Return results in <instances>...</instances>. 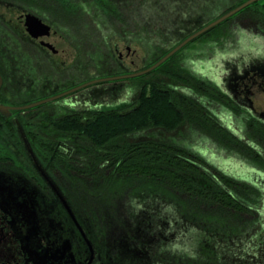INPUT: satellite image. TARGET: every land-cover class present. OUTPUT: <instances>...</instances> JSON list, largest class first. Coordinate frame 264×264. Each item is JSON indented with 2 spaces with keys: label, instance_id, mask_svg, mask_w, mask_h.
<instances>
[{
  "label": "rangeland",
  "instance_id": "rangeland-1",
  "mask_svg": "<svg viewBox=\"0 0 264 264\" xmlns=\"http://www.w3.org/2000/svg\"><path fill=\"white\" fill-rule=\"evenodd\" d=\"M102 1L113 4L119 18L112 17L111 22L106 19ZM246 1L0 0V19L21 26L22 19L28 18L29 8L35 4L52 15L61 12L59 7L66 3L75 5L80 13L73 19L80 31H62L60 36L65 44L57 42L55 49L63 55L62 61L66 66L72 65L74 57L77 59L76 52L81 53L79 57L83 63H75L74 66L82 71L83 78H96L116 75L126 69L134 74L142 68H150L165 52H170ZM258 6L259 3L245 8L188 43L174 55L168 70L155 69L133 80L99 84L68 99L69 102L80 100L78 106L68 107L69 102L65 104L63 101L33 109L35 118L31 122V130L35 132L36 156L52 180H61L59 185L78 198L89 220L86 225L91 227L90 230L92 224L97 225L96 240L101 255L107 253L111 259L117 257V264H125L127 259V264L134 261L137 264H264V198L255 212L241 216L248 223L243 234L231 236L226 226L201 222L184 213L181 206L189 213L195 210L194 213L199 212L203 216L215 209L180 185L173 186L169 180L164 181L165 185L172 187L173 201L152 191L133 194L131 189L111 200H104L100 191L106 183L101 177L108 174L105 167L97 166V171L92 172L90 168L85 169L84 160L79 156L67 162H53L45 149L49 144L56 148V143H60L58 148L61 147L63 134L54 130L51 123L71 115L68 109L85 119L88 115L84 112L90 109L125 113L135 105L140 89L146 83L174 90L192 99L204 113L209 110L223 116L228 130L237 138L245 134L256 136L259 131H264V20L258 14ZM42 22L46 28L51 27L46 21ZM58 32L52 27L54 35ZM116 49L121 54L126 52L123 63L118 62ZM21 50V54H26L36 82L49 79L50 72L38 68L36 58L30 55V47L22 46ZM176 74L181 78L175 77ZM194 80L204 84L200 91L204 95L199 96V91H195L200 84ZM54 91L52 86L44 90L35 89L19 98L17 104L37 103ZM208 131L211 132L210 128ZM117 144L154 145V152L159 154L166 152L165 146L183 149L189 154L205 153L204 158L217 170L211 172L215 179L218 180V173H223L258 184L264 191V169L250 167L243 161L239 162V158L236 160V157L218 151L187 120L171 131L149 128L124 136ZM191 154L188 160L198 163ZM208 170L204 166V171ZM185 172L195 173L190 168ZM97 203L98 208L95 207ZM199 244L201 248L197 252Z\"/></svg>",
  "mask_w": 264,
  "mask_h": 264
},
{
  "label": "trees",
  "instance_id": "trees-1",
  "mask_svg": "<svg viewBox=\"0 0 264 264\" xmlns=\"http://www.w3.org/2000/svg\"><path fill=\"white\" fill-rule=\"evenodd\" d=\"M102 3L106 19L111 22L112 17L119 16L113 4L111 5L109 1L107 3L102 1ZM258 3L260 7L258 14L264 20V0ZM258 3L254 5L257 6ZM73 10L75 12H72ZM59 11L61 12H55L52 15L43 7L39 8L35 4L33 8H29L28 12L41 21H46L48 25L60 32L78 33L80 27L73 18H76L80 12L75 5L66 3L59 7ZM168 52L161 55L153 64ZM173 58L174 56L168 59L156 71L164 68L168 70L167 66ZM175 77L181 78L177 74ZM194 81L200 84L195 91H199V96L204 95L200 92L204 84L197 80ZM199 108L197 102L174 90L146 83L141 87L135 105L125 113L91 111L86 114L88 115L86 119L81 114H73L53 121L51 127L63 134L64 141L60 148H58L60 143H56V148H52L49 144L45 149L52 156L53 162H67L71 161L74 156H79L84 160L85 169L90 168L92 172L97 171V166L105 167L108 174L101 177L102 180H106V183H103L100 191L104 195V200H111L110 198L117 197L131 189L133 194L152 191L173 201L172 187L164 184L166 180H169L173 186L180 185L185 191L191 192L203 202H208L215 209L203 216L199 212L194 213L195 210L189 213L180 205L184 213L201 222L226 226L231 236H240L243 234L244 226L248 225L241 216L255 212L264 198V191L258 184L248 183L243 179L223 173L216 174L219 178L215 179V175L211 172L217 170L212 167L208 159L204 158L205 153H190L193 159L200 163L195 164L192 160H188L190 154L183 149L165 146L166 152L159 154L158 151L154 152V145L117 144V141L124 136L149 128H163L171 131L183 125L184 120H187L190 126L193 129L196 128L202 137L209 140L218 151L226 152L229 156L236 157L234 158L236 160L239 158V162L243 161L250 167L264 169L263 130L259 131L256 136L245 134L244 137L237 138L230 133L228 123L224 121L223 116L209 110L204 113ZM227 117L230 118V114ZM204 166L209 169V172L204 171ZM188 168L195 173L187 174L185 171ZM95 207L98 208V203ZM100 222L103 223L102 218ZM200 248L199 244L197 252ZM212 259L215 260L213 257Z\"/></svg>",
  "mask_w": 264,
  "mask_h": 264
},
{
  "label": "flooded vegetation",
  "instance_id": "flooded-vegetation-1",
  "mask_svg": "<svg viewBox=\"0 0 264 264\" xmlns=\"http://www.w3.org/2000/svg\"><path fill=\"white\" fill-rule=\"evenodd\" d=\"M28 16L42 25L49 47L32 39L22 24L5 23L0 19V106L6 108L0 113V264H117V257L111 259L107 253L101 255L96 240L98 227L92 224L91 231L86 225L89 220L78 198L59 185L61 180H52L36 156L31 122L35 118L33 109L63 101L68 104L69 98L99 84L69 93L72 90L99 78L133 73L126 69L116 75L83 78L82 71L74 66L83 63L79 57L81 53L75 51L77 59L74 57L72 65L66 66L63 55L55 49L57 42H65L60 36L62 33L54 35L52 27L46 28L45 23L31 13ZM22 46L30 47V55L36 58L38 68L50 72L49 79L36 82L26 54H21ZM125 53L116 49L118 62L123 60ZM50 86L55 91L38 102L64 96L34 108H26L33 105L26 102L17 104L19 98L35 89L44 90ZM79 101L72 100L67 106H78ZM68 110L71 115L76 114ZM91 111L94 110L84 113Z\"/></svg>",
  "mask_w": 264,
  "mask_h": 264
},
{
  "label": "water",
  "instance_id": "water-1",
  "mask_svg": "<svg viewBox=\"0 0 264 264\" xmlns=\"http://www.w3.org/2000/svg\"><path fill=\"white\" fill-rule=\"evenodd\" d=\"M260 0H247L245 3L241 4L240 6L236 7L235 9L231 10L229 13L225 14L224 16H222L221 18H219L218 20L212 22L211 24H209L208 26H206L205 28L201 29L200 31H198L197 33H195L194 35L190 36L189 38H187L184 42H182L181 44H179L178 46H176L173 50H171L167 55H165L163 58H161L158 62H156L153 66H151L148 69L142 70L140 72L134 73V74H130V75H125V76H119V77H112V78H108V79H99V80H95L93 82H90L88 84H85L75 90H72L69 93L78 91L82 88H86L88 86L91 85H97V84H101V83H109V82H113V81H121V80H126V79H135V78H139L141 76H144L152 71H154L155 69H157L158 67H160L163 63H165L168 59H170L172 56H174L177 52H179L184 46H186L188 43H190L191 41H193L194 39H196L197 37L203 35L205 32L211 30L213 27L219 25L220 23L224 22L225 20L231 18L232 16H234L235 14L239 13L240 11L244 10L245 8L251 6L252 4L258 3ZM22 27L24 29V31L34 40L38 41L39 44L45 46V47H49V43L47 44L45 39H46V33L43 32L42 29V25L40 23H38L36 20H34L33 18H31L30 16H28V18H23L21 21ZM59 96L57 98L63 97ZM57 98H52L49 100H44L38 103H35L31 106H28L26 108H34L40 105H43L49 101H53ZM25 108H19V110H24ZM6 111L5 107L0 106V113H3ZM33 161L35 162V159L32 155V152H30ZM35 166L36 163H35ZM38 167V166H37ZM48 180V179H46Z\"/></svg>",
  "mask_w": 264,
  "mask_h": 264
}]
</instances>
